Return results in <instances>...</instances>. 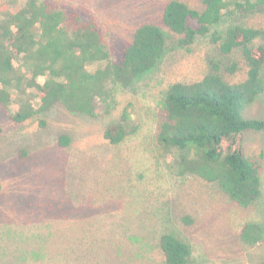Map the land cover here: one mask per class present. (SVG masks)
Listing matches in <instances>:
<instances>
[{
  "label": "rangeland",
  "instance_id": "rangeland-1",
  "mask_svg": "<svg viewBox=\"0 0 264 264\" xmlns=\"http://www.w3.org/2000/svg\"><path fill=\"white\" fill-rule=\"evenodd\" d=\"M60 1L104 25L114 60L145 23L168 33L169 50L151 73L118 95L110 113L100 103L93 118L57 106L18 124L0 105V264H164L159 239L169 231L191 244L194 264H262L264 240L246 244L240 231L247 221L264 226V167L260 199L245 209L216 184L179 177L155 142L168 87L198 81L212 62L229 59L212 35L181 47L162 22L169 0ZM230 23L264 26V11L229 13L222 27ZM126 107L140 130L112 146L104 131ZM243 115L264 119V93ZM62 136L70 139L68 146L60 143ZM244 148L248 157L260 158L264 131L247 130Z\"/></svg>",
  "mask_w": 264,
  "mask_h": 264
},
{
  "label": "trees",
  "instance_id": "trees-1",
  "mask_svg": "<svg viewBox=\"0 0 264 264\" xmlns=\"http://www.w3.org/2000/svg\"><path fill=\"white\" fill-rule=\"evenodd\" d=\"M200 2L169 0L164 26L179 37L181 47L212 35L229 59L212 62L198 81L168 87L155 142L179 177L216 184L230 201L248 209L262 193L264 153L246 155L245 132L264 131V119H246L243 112L264 93V26L230 23L223 28L222 23L238 10L263 12L264 0ZM105 43L104 25L88 11L60 0H0L1 107L18 124L57 106L93 118L100 103L110 113L118 95L151 73L169 50L168 33L155 23L139 26L116 60ZM139 130L126 107L106 127L104 138L119 146ZM60 143L68 146L70 139L62 136ZM240 237L259 244L264 226L247 221ZM159 248L164 264H194L191 244L178 233H163Z\"/></svg>",
  "mask_w": 264,
  "mask_h": 264
}]
</instances>
